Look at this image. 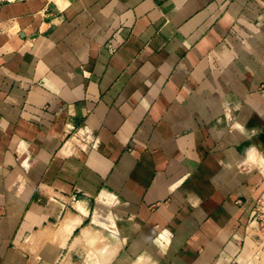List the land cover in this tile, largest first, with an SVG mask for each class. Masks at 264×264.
Instances as JSON below:
<instances>
[{
  "label": "crops",
  "instance_id": "obj_1",
  "mask_svg": "<svg viewBox=\"0 0 264 264\" xmlns=\"http://www.w3.org/2000/svg\"><path fill=\"white\" fill-rule=\"evenodd\" d=\"M264 0L0 4V264H264Z\"/></svg>",
  "mask_w": 264,
  "mask_h": 264
},
{
  "label": "built area",
  "instance_id": "obj_2",
  "mask_svg": "<svg viewBox=\"0 0 264 264\" xmlns=\"http://www.w3.org/2000/svg\"><path fill=\"white\" fill-rule=\"evenodd\" d=\"M16 0H0V4L4 2H13ZM251 219L252 222L258 224L259 229L261 230L264 236V199H258L250 206Z\"/></svg>",
  "mask_w": 264,
  "mask_h": 264
},
{
  "label": "rangeland",
  "instance_id": "obj_3",
  "mask_svg": "<svg viewBox=\"0 0 264 264\" xmlns=\"http://www.w3.org/2000/svg\"><path fill=\"white\" fill-rule=\"evenodd\" d=\"M262 249H263V251H264V238H263V240H262Z\"/></svg>",
  "mask_w": 264,
  "mask_h": 264
}]
</instances>
